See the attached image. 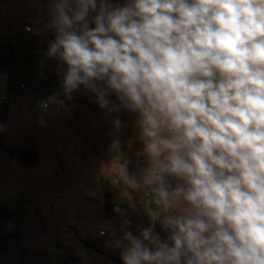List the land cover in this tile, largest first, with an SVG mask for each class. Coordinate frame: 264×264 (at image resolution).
<instances>
[{
    "label": "clouds",
    "instance_id": "clouds-1",
    "mask_svg": "<svg viewBox=\"0 0 264 264\" xmlns=\"http://www.w3.org/2000/svg\"><path fill=\"white\" fill-rule=\"evenodd\" d=\"M50 13L47 55L66 67L42 106L83 86L108 115L137 116L124 146L138 140L145 163L124 164L123 183L150 225L122 219L123 264H264V0H52Z\"/></svg>",
    "mask_w": 264,
    "mask_h": 264
},
{
    "label": "rangeland",
    "instance_id": "rangeland-1",
    "mask_svg": "<svg viewBox=\"0 0 264 264\" xmlns=\"http://www.w3.org/2000/svg\"><path fill=\"white\" fill-rule=\"evenodd\" d=\"M51 4L10 0L0 18V57L10 58L0 70L6 96L0 104V264H123V246H117L122 219L131 220L130 230L138 233L130 213L134 203V216L149 220L140 195L124 185L122 175L131 156L140 165L145 161L138 140L130 149L124 146L138 136L137 116L123 110L108 115L83 86L71 99L59 95L63 104L50 103L44 111L42 102L63 92L66 67L47 55L55 39L47 27ZM14 80L26 88L12 86ZM111 99L116 102L115 95ZM116 116L125 125L122 157L111 149ZM9 148L36 150L38 161L25 165Z\"/></svg>",
    "mask_w": 264,
    "mask_h": 264
},
{
    "label": "crops",
    "instance_id": "crops-1",
    "mask_svg": "<svg viewBox=\"0 0 264 264\" xmlns=\"http://www.w3.org/2000/svg\"><path fill=\"white\" fill-rule=\"evenodd\" d=\"M2 2H3V7H0V12H1V14H0V18H2V17H4V16H6L7 14H8V11H7V9L9 8V2H10V0H1ZM6 3V4H5ZM1 9H3L2 11H1ZM35 31H36V28H34V27H32ZM14 81H18V80H14ZM13 81V82H14ZM8 82H9V77H8V81H7V86H8ZM7 86H6V88H7ZM12 86H14V85H12ZM14 87H16V86H14ZM1 94H3L4 95V93H2V92H0ZM1 104V103H0ZM13 104V103H12ZM131 155V154H130ZM132 157V156H131ZM130 157V159L129 160H127V164H126V166H127V171L131 174V173H137L138 172V170L141 168V167H143L144 166V163H145V161H143V163H142V165H140V163L139 162H135V159L134 158H131ZM137 163H138V165H137ZM140 165V166H139ZM134 166L137 168L136 170L134 169ZM125 173H123L122 175H124ZM125 185V184H124ZM130 191H132V190H130ZM134 204V203H133ZM133 204H132V206H133ZM131 206V208H130V213H131V215H132V217H133V221H134V223H135V225H136V228L138 227L139 229L140 228H146V227H148L149 225H150V221L149 220H142V219H138V218H136V216H134V213H133V207ZM134 225V226H135ZM158 225V224H157ZM157 225L155 226V231H157L158 229H156V227H157ZM158 226H160V225H158ZM138 228H137V231H138ZM158 232V231H157ZM158 233H161L162 234V238H165L166 239V235H165V233H162L161 231H159ZM138 234V233H137Z\"/></svg>",
    "mask_w": 264,
    "mask_h": 264
},
{
    "label": "trees",
    "instance_id": "trees-1",
    "mask_svg": "<svg viewBox=\"0 0 264 264\" xmlns=\"http://www.w3.org/2000/svg\"><path fill=\"white\" fill-rule=\"evenodd\" d=\"M10 58L1 56L0 57V65H9ZM17 82V81H14ZM12 81L11 85H14ZM10 86V84H9ZM11 156L18 157L22 159L23 164L25 165H33L38 161V153L36 150L29 149H19V148H9L7 151Z\"/></svg>",
    "mask_w": 264,
    "mask_h": 264
},
{
    "label": "built area",
    "instance_id": "built-area-1",
    "mask_svg": "<svg viewBox=\"0 0 264 264\" xmlns=\"http://www.w3.org/2000/svg\"><path fill=\"white\" fill-rule=\"evenodd\" d=\"M0 6L3 7V2L1 0H0ZM26 30L31 31V29L29 27H26ZM13 84H14V86L18 87L20 90H24L27 86V84L25 82H23L22 80H18L17 82H14ZM5 101H6V96H4L0 93V103L2 104ZM48 107H49V105H48ZM47 108L45 109L43 107L44 111H46ZM101 232H103L104 233L103 235H105V231H101ZM101 232H100V234H101Z\"/></svg>",
    "mask_w": 264,
    "mask_h": 264
},
{
    "label": "water",
    "instance_id": "water-1",
    "mask_svg": "<svg viewBox=\"0 0 264 264\" xmlns=\"http://www.w3.org/2000/svg\"><path fill=\"white\" fill-rule=\"evenodd\" d=\"M3 69H5V67H4V66H2V65H0V70H3Z\"/></svg>",
    "mask_w": 264,
    "mask_h": 264
}]
</instances>
